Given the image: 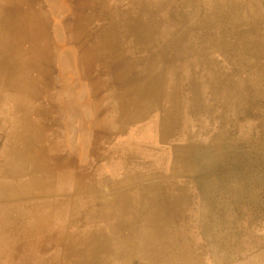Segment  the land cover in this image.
Instances as JSON below:
<instances>
[{
	"label": "rangeland",
	"instance_id": "rangeland-1",
	"mask_svg": "<svg viewBox=\"0 0 264 264\" xmlns=\"http://www.w3.org/2000/svg\"><path fill=\"white\" fill-rule=\"evenodd\" d=\"M1 1L0 74L44 98L50 161L79 156L58 148L73 138L63 97L82 98L98 197L60 199L63 263L153 264L120 261L131 225L159 217L161 242L168 230L199 264H264V0H52L57 16L48 0Z\"/></svg>",
	"mask_w": 264,
	"mask_h": 264
},
{
	"label": "crops",
	"instance_id": "crops-1",
	"mask_svg": "<svg viewBox=\"0 0 264 264\" xmlns=\"http://www.w3.org/2000/svg\"><path fill=\"white\" fill-rule=\"evenodd\" d=\"M1 4L0 0V6ZM4 6L6 9V5ZM1 17L0 15V20ZM4 17L5 22H8V17ZM2 53L0 50V56ZM14 81L11 83L0 74V217L3 215V221L0 222V261L2 264H6L7 260H12L14 264H20L22 260H26L28 264L33 261H37L36 264H64L65 258L68 260L71 256L64 253V236L61 234V241L54 239L53 228L64 229V225H54L52 217L55 209L58 211L62 207V198H71L76 202V199L80 200L85 195L90 199L98 196L96 190H91L82 178L80 156L64 158V167L59 168L57 161H50L46 150L44 153V141L41 142L44 138V123L46 124L44 98L34 97L30 80L15 78ZM76 124L77 127L80 125H74ZM39 184H44V220L37 227L34 223L39 215L33 212L39 208L32 212L28 202L33 195L32 186L37 187ZM9 191L18 192L19 198L9 199ZM3 193L6 195L3 196ZM15 193L13 195L17 194ZM40 209L43 212V208ZM33 229L38 231L37 236L44 230L40 242L34 243L33 236L31 237ZM50 230L53 232H49ZM72 233L79 234L74 231ZM37 245L40 250L38 254H34L32 251ZM55 247L57 249L54 252ZM59 248L60 252L56 253Z\"/></svg>",
	"mask_w": 264,
	"mask_h": 264
},
{
	"label": "bare ground",
	"instance_id": "bare-ground-1",
	"mask_svg": "<svg viewBox=\"0 0 264 264\" xmlns=\"http://www.w3.org/2000/svg\"><path fill=\"white\" fill-rule=\"evenodd\" d=\"M48 1H49L50 5L52 7L51 9H52L53 15H56L57 16L58 14H60V13H58V9H57L58 7H57V5L52 0H48ZM54 31H56V30H54ZM56 34L58 35V31H56ZM57 62H58L59 68H60L59 69L60 73H62L63 76L70 75L71 70H69L70 64H69L68 58L65 57V56H60L59 59L57 60ZM60 98H62V97H60ZM64 98L67 99L65 101V103L67 105L68 111L70 110L69 112H71L68 115V121H69L68 127H71L73 129L72 130V135L73 136L71 135L73 138H72V141H71V139H69V137L66 135V138H64L65 140L62 141V143L59 145L60 148H58V149L59 150H62V149L63 150L64 149H73L74 151L76 150V152L79 154V156H81V149L82 148H85L84 146H85V143H86V139H85L86 133H85V130H83V125H84V122H85V115H84V112L85 111L82 112L81 107H80V105H81L80 100L82 98L76 96L75 95V92L70 91V90H67V93L65 94V96L63 97V99ZM70 107H71V109H70ZM57 112H58L57 116L59 118H61V116H64V114H65L64 111H57ZM75 123H79L80 125L77 127V124L74 125ZM41 142H43V141H41ZM46 149H47V147L44 146V153H45V150ZM63 159H64V157H60L58 159L57 158L54 159V161H57L59 168H63L64 167ZM113 164H116V163H113ZM118 164H119V162H118ZM48 180H49V178H48ZM1 187H3V186H1ZM73 187H74V184H73ZM32 191H33L32 192L33 195L31 196V199L28 202V205L32 207L31 208V209H33L32 212L34 210H37V208H39V210L34 211L33 213L34 214L38 213V215H39L38 218H37L38 220L34 224L37 225V227H40L42 225L43 220H44V215H43V213H44V204L43 203L44 202L42 201V197L44 195V184H39V185H37V187H33L32 186ZM81 191H83V189ZM9 192H11V193H9V196H10L9 199H18L19 198V193L18 192H16L18 195L15 192L14 193L16 195H13L14 194L13 191H9ZM19 192H20V190H19ZM4 195H6V194L3 193V196ZM1 201H2V198H1ZM11 208H12V206H11ZM40 208H43V212H41L42 210ZM40 213H42V214L40 215ZM1 217H0V222L3 221V215H1ZM167 223H168L167 221H165V220L164 221H161L160 218L158 217L154 222H152V223L151 222H148V226L145 224L143 226L142 230H141V228L139 229L137 226H135V223H133L131 225V227L133 229L132 230V235H131V236H133L132 238H133V242H134L133 249L131 250V252H129V255L125 259H122L120 262L121 263L122 262H127L128 263V262H130L132 260L133 257L141 254V256H142L141 259L143 261L147 260L148 262H151L153 264H199L194 259V256L189 252V250L187 249V247L182 246V248H181L182 250L181 251L179 249L180 248L179 246H177V248L173 246V249H170V241L173 238L172 237L173 234L169 233L168 230L165 231V237H166V239L169 240L168 244L167 243L165 244L164 242H161V240H163L162 235H163L164 232H163V230L160 231V229H162V228L154 227V226H158V224L159 225H163V224H167ZM151 227H154V230L153 229H150ZM36 232H38V231H36V230L33 229L32 230V234H31V237L33 236L35 238V235L37 236V233ZM1 236L2 235H0V238H1ZM92 236H94L93 235V232H92ZM37 237L40 238L41 235H39ZM71 238H73V237L71 236ZM3 240H6V239H3ZM38 242H40V241H38ZM97 247H98V245L96 244L95 245L96 250H98ZM95 248L93 250L94 251V254L96 253L95 252ZM57 252L58 251H56V253ZM36 262L33 261L31 264H36ZM14 263L15 262H13L12 260H7V263L6 264H14ZM21 263L28 264V262H26V260H22ZM0 264H2L1 261H0ZM38 264H44V263L39 262Z\"/></svg>",
	"mask_w": 264,
	"mask_h": 264
}]
</instances>
